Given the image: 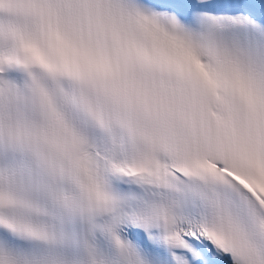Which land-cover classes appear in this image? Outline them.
I'll use <instances>...</instances> for the list:
<instances>
[{
  "label": "snow or ice",
  "instance_id": "1",
  "mask_svg": "<svg viewBox=\"0 0 264 264\" xmlns=\"http://www.w3.org/2000/svg\"><path fill=\"white\" fill-rule=\"evenodd\" d=\"M0 264H264V0H0Z\"/></svg>",
  "mask_w": 264,
  "mask_h": 264
}]
</instances>
